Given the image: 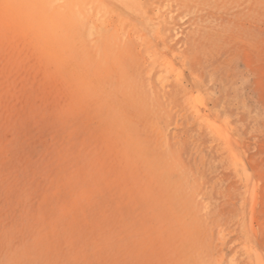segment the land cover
Listing matches in <instances>:
<instances>
[{
  "label": "rangeland",
  "instance_id": "374dc122",
  "mask_svg": "<svg viewBox=\"0 0 264 264\" xmlns=\"http://www.w3.org/2000/svg\"><path fill=\"white\" fill-rule=\"evenodd\" d=\"M137 1L57 68L25 27L69 0H0V264H264V0Z\"/></svg>",
  "mask_w": 264,
  "mask_h": 264
},
{
  "label": "bare ground",
  "instance_id": "6f19581e",
  "mask_svg": "<svg viewBox=\"0 0 264 264\" xmlns=\"http://www.w3.org/2000/svg\"><path fill=\"white\" fill-rule=\"evenodd\" d=\"M59 1H61V0H59ZM105 1H106L105 3L100 4L98 2V0H69L67 9L65 11H62V12H57L56 15L53 17L51 16V18H53L52 21H47V22L39 21V22L28 23L27 26L25 27V29L27 28L26 34L31 36V38L34 42V45L36 46L35 49H37L39 52L45 53L51 59L52 63L55 66H57V68H59V66L67 64L66 60H65L66 57L62 53H63L64 48H66L70 42V40H68V37L70 36L69 34H71V32H72V28H73V33L71 35V38H73V37L77 38L78 37L80 29L77 30L76 27L80 22L77 23V20L81 21L83 18H85L84 9L86 8L87 4H91V5L94 4L95 7L98 9V12H100V10H102V12H106L107 14L110 13V9H112V8L109 9V3L114 2V1L118 2V4H120V6H122L125 10L130 11V13H132V14H134L135 12L137 13V11L139 10V7H140V4L137 0H105ZM116 6L118 7V5H116ZM77 11H78V13H77ZM116 12L119 14L118 11H116ZM76 13H77V15H76ZM117 13H115V14L117 15ZM122 14H124V13H122ZM141 14H140V16H141ZM127 17H128V15H127ZM132 17H134V16H132ZM123 18L117 16L118 21H123L124 20ZM127 19L128 18H126V20ZM129 22H131V21H129ZM148 23H150V22H148ZM140 26H142V29L143 28H144V30L146 29V26L144 23H142ZM156 33H157V35H159L160 38H162L160 30H158ZM108 37H109V45H108L109 47L108 48L110 49V51H114L115 56H117V57L120 56L121 52H124L126 50L125 46L120 47V43L117 40L116 33L112 32L110 35H108ZM151 54H152V59L154 60L155 63H157L160 66V68L166 69V70L168 68L172 72L175 70V67L177 65V63L175 61H173L169 65L168 61H166V60L163 61L161 59V57H159V54L156 51V49H153ZM97 66H99V65L97 64ZM82 73H81V75L77 76V79L79 82H81V84L85 85V84H87V81H88L87 74L86 73L82 74ZM192 91H191V93H192ZM189 95H190V92H189ZM192 95H194V94H192ZM190 103L191 102H189V104ZM194 103L192 105L194 107L193 110L194 109L197 110V119H199V121L202 122L206 126V128L223 143L225 148H227L231 164L235 163V169L238 171H241L243 169V171H245L244 170L245 166L242 167L243 164L241 163V157H240L238 151L236 150V148L233 146V143L231 141V137L227 136V128H223L219 124L220 122L216 118L215 119L214 118L213 119H207V117L205 115H202L200 113L201 112L200 109L197 108L198 105L196 106L195 105L196 103L195 104ZM202 110H203V108H202ZM207 113H209V112H207ZM221 123L224 124V122H221ZM232 157H233V160H232ZM240 166L242 168L241 170H240Z\"/></svg>",
  "mask_w": 264,
  "mask_h": 264
}]
</instances>
